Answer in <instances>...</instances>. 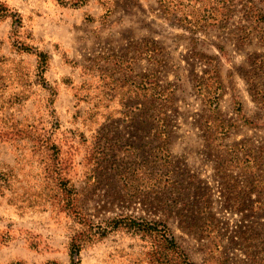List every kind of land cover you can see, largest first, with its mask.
Masks as SVG:
<instances>
[{
  "label": "rangeland",
  "instance_id": "obj_1",
  "mask_svg": "<svg viewBox=\"0 0 264 264\" xmlns=\"http://www.w3.org/2000/svg\"><path fill=\"white\" fill-rule=\"evenodd\" d=\"M109 1L104 18L98 0L81 7L0 0L9 14L0 17V171L10 174L0 191V264H70L69 235L80 224L47 199L36 136L59 147L83 218L100 226L120 213L164 218L149 204L151 192L125 199L117 173L152 159L162 140L176 182L169 198L180 207L181 198L203 195L220 227L226 259L213 264H264V188L249 185L264 178V166L245 167L242 154L239 164H219L231 157L225 146L264 145V103L246 81L256 71L264 84V0H199L196 7L216 19L194 32L166 17L157 0ZM209 64L218 82L199 87ZM205 118L223 125L209 131ZM168 168L142 167L136 183ZM165 218L189 258L209 264L206 238L175 213ZM151 251L149 239L120 228L92 237L79 257L81 264H153Z\"/></svg>",
  "mask_w": 264,
  "mask_h": 264
},
{
  "label": "trees",
  "instance_id": "obj_2",
  "mask_svg": "<svg viewBox=\"0 0 264 264\" xmlns=\"http://www.w3.org/2000/svg\"><path fill=\"white\" fill-rule=\"evenodd\" d=\"M55 1L59 5L69 7H81L89 2V0ZM198 1L199 0H157V3L166 17H171L173 15L178 23L194 32L196 29L201 28L205 22L216 19L214 17L215 12L212 9L197 8L196 3ZM98 2L104 8L103 17H108L113 9L110 1L98 0ZM198 4L201 5L200 2H198ZM226 14V12L222 14L220 21L224 19V15ZM4 15H9L8 10L0 2V17ZM14 20L16 21V25L19 26L21 18L15 16ZM19 45L20 46H17L18 49H28V47L24 46V41H19ZM38 56L40 58L39 61L42 67V72L43 69H45L44 65L46 62V56L43 52H39ZM203 57L208 59L205 55ZM205 61L207 62V60ZM259 64L261 67L262 63L260 62ZM213 71H215V67L210 64L208 68L203 70V75L198 81L199 87L206 88L208 85V79H214V83L218 82L217 76ZM255 72H253L254 74H250L251 76L246 75L248 90L256 102L264 103V84L260 81V78ZM216 111L215 108L211 109V113L218 116ZM204 121L206 129L209 131L213 129V127L216 129L220 127L219 125H223L222 120L220 119L219 125L208 120V118H205ZM208 121L209 123H207ZM222 129L224 130V128H221L218 131H222ZM34 138L38 143V149L45 151L44 171L46 185L48 186L45 191L47 199L53 200L56 198L61 209L67 214L72 215L80 224V228L72 229L69 235L68 248L70 264H81L79 253L85 242L92 239V237H95L96 239L105 237L109 232L120 228L125 229L133 235H137L139 238L149 239V245L152 248L150 254L153 256V264H195L176 242L174 236L168 232L169 227L165 217H168V215L172 213H175V215L179 217L178 221L183 227L188 230H198L200 237L206 238V260L209 264L216 263L219 259H226L225 252L227 251V248L220 242V227L216 224L214 219L207 215V198H203V195H200L199 198L195 197L190 202L184 201L185 199L181 198L182 202H180V207H177L176 202H173L169 198V195L175 189L176 182H174L172 177L174 171L171 168V154L168 149L165 148V142L162 140L159 141V144L156 146L157 152H154L152 159L149 161H136L133 163L134 165L129 166L125 172L117 173H119V177L123 182L122 185L124 187V192L121 194L125 199L131 200L137 198L138 195H144L151 192L150 195L155 203L149 201V204L152 205L154 212L163 213L164 218L149 219L132 213H120L103 221L104 225L100 226L83 218L81 214L82 212L77 205L76 188L66 176L65 160L60 154L59 147L55 143L50 142V137L45 136L44 138H41L36 136ZM206 142L209 146L212 143L208 139ZM224 149L231 157L222 158L220 156L221 162H219V164L221 163V168L225 166V163L228 164L230 158H232L236 164L241 163L242 157H239L237 154H242V156L246 157L245 167L250 168L251 170L253 168L262 170L261 166H264V145L256 147L250 143L240 141L230 146H225ZM162 166L169 167L164 175L157 171H154L151 175L152 171H149V176L148 174L145 176L148 183H136L142 177V167L149 170H160ZM0 178L3 182V184L0 185V191L2 193L3 188L7 187L5 183L10 182V174L8 175L7 171H0ZM232 185L235 186V184ZM249 185L252 187L251 189H254L255 187L264 188V178H252ZM248 191H250V189H248ZM162 194L164 197H162ZM194 195H197V193H194ZM259 204L264 207V204L261 202H259ZM216 251L220 252L218 258L215 257ZM222 262L225 263V261L219 263ZM256 264H260V262L256 261Z\"/></svg>",
  "mask_w": 264,
  "mask_h": 264
}]
</instances>
